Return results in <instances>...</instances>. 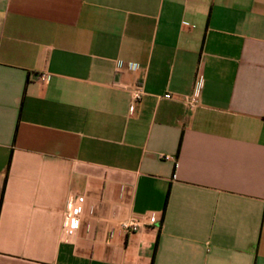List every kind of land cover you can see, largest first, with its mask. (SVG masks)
Returning <instances> with one entry per match:
<instances>
[{
	"label": "crops",
	"instance_id": "0c3cea01",
	"mask_svg": "<svg viewBox=\"0 0 264 264\" xmlns=\"http://www.w3.org/2000/svg\"><path fill=\"white\" fill-rule=\"evenodd\" d=\"M0 264H264V0H0Z\"/></svg>",
	"mask_w": 264,
	"mask_h": 264
},
{
	"label": "built area",
	"instance_id": "2783aa9c",
	"mask_svg": "<svg viewBox=\"0 0 264 264\" xmlns=\"http://www.w3.org/2000/svg\"><path fill=\"white\" fill-rule=\"evenodd\" d=\"M201 88V79H198L196 82V86L194 89V93L185 99L186 105L189 109L193 110L199 105V94ZM132 99L130 104V113H134L136 109V105L142 99L144 95L143 86L140 84L135 85L131 89ZM167 99H171V94H166L164 96ZM166 159H169V156H165ZM83 202L82 199H78L76 201L70 200L67 205V211L65 215V220L63 224V232L65 238L69 241L74 240L76 237V233L80 227V220L78 218L80 212V205ZM146 220L149 224L154 225L158 223V218L156 214L147 215ZM142 226H144V219L143 218H136L130 221H125L121 224V228L128 234L138 232Z\"/></svg>",
	"mask_w": 264,
	"mask_h": 264
}]
</instances>
